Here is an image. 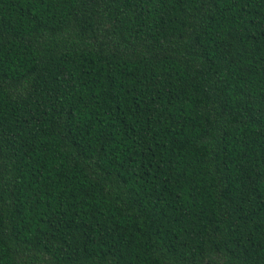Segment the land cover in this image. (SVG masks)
<instances>
[{
	"label": "trees",
	"instance_id": "trees-1",
	"mask_svg": "<svg viewBox=\"0 0 264 264\" xmlns=\"http://www.w3.org/2000/svg\"><path fill=\"white\" fill-rule=\"evenodd\" d=\"M0 264H264V0H0Z\"/></svg>",
	"mask_w": 264,
	"mask_h": 264
}]
</instances>
